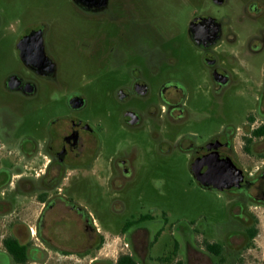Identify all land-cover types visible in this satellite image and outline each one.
<instances>
[{
    "label": "flooded vegetation",
    "instance_id": "af4514ba",
    "mask_svg": "<svg viewBox=\"0 0 264 264\" xmlns=\"http://www.w3.org/2000/svg\"><path fill=\"white\" fill-rule=\"evenodd\" d=\"M71 2L91 30L51 36L45 22L26 24L14 43L22 68L0 83V264H178L177 248L164 262L150 255L160 207L143 196L144 183L177 157L205 188L194 164L228 156L240 168V148L261 165L240 168V185L223 190L238 198L239 230L223 243L201 237L200 249L197 232L181 235L215 264L226 245L236 259L256 235L253 208L264 207V60L241 61L225 15H182L171 0ZM244 12L264 19V1L247 0ZM181 15L189 47L174 50L167 23ZM247 46L263 57L264 25ZM240 86L244 114L227 117V95ZM134 201L144 212L115 222ZM115 238L121 252L112 258L102 250Z\"/></svg>",
    "mask_w": 264,
    "mask_h": 264
},
{
    "label": "rangeland",
    "instance_id": "374dc122",
    "mask_svg": "<svg viewBox=\"0 0 264 264\" xmlns=\"http://www.w3.org/2000/svg\"><path fill=\"white\" fill-rule=\"evenodd\" d=\"M149 1L153 6L154 0ZM171 1L177 5L176 10L182 15L193 9V12L205 11L215 16L229 17V25L237 35L233 48L241 61L259 63L264 60V55L253 59L247 52L248 38L264 25V19L255 20L245 14L244 5L247 0H226L220 6L213 4L211 0H189L188 4L183 0ZM182 15L174 19V22L167 23L171 32L165 44L174 50L189 47L185 32L186 18ZM78 18L79 14L71 0H0V83L8 73L20 71L22 68L16 56L14 43L26 24L45 22L51 36H58L63 30H91L89 27H84ZM108 27L110 28L107 25L105 29ZM244 92L242 86L230 91L225 100V116L240 115L241 117L244 114L243 111L247 106ZM38 116H44V112H39ZM261 151V149L256 150L257 154ZM259 157L260 155L249 157L244 150L237 148L235 161L237 166L249 172L261 165ZM183 164L182 159L173 157L164 162L161 177L154 182L144 183L143 196L149 198L151 202L155 200L160 207L157 213L160 224L156 229H161V234L153 245L150 255L169 258L171 252L177 248V259L181 264H215L214 260L207 256L208 254L192 248L190 242L187 243V236L183 239L187 243L184 246L185 242L181 239V235L187 231L191 234L197 232L193 237L197 249L203 247V243L200 242L201 237L208 241L216 240L223 243L232 231L239 230L241 226L234 218L238 215V208H234L238 198L230 192L200 187ZM135 202H133L134 208L116 217L115 222L124 221L130 215L136 217L143 213L144 211L138 208L139 204ZM253 211L256 227L254 239L236 255V259L229 258L228 250L231 246L223 247L224 259L220 264H264V207L253 208ZM117 228L115 224L113 232L116 233ZM118 241L115 238L113 243L105 246L102 252L115 258L117 252H121Z\"/></svg>",
    "mask_w": 264,
    "mask_h": 264
},
{
    "label": "water",
    "instance_id": "95a60500",
    "mask_svg": "<svg viewBox=\"0 0 264 264\" xmlns=\"http://www.w3.org/2000/svg\"><path fill=\"white\" fill-rule=\"evenodd\" d=\"M194 175L201 186L207 189L223 191L237 187L243 179V172L226 156L219 160L206 157L194 164Z\"/></svg>",
    "mask_w": 264,
    "mask_h": 264
},
{
    "label": "trees",
    "instance_id": "16d2710c",
    "mask_svg": "<svg viewBox=\"0 0 264 264\" xmlns=\"http://www.w3.org/2000/svg\"><path fill=\"white\" fill-rule=\"evenodd\" d=\"M256 230H250V237H253L255 234ZM211 252H214L215 254H218L220 251V247L219 246H215V245H208L207 246ZM166 259V257H162L161 260L164 262ZM119 264H135V262L130 258V257H124L121 258V260L119 261ZM178 264H181L180 262H178Z\"/></svg>",
    "mask_w": 264,
    "mask_h": 264
}]
</instances>
